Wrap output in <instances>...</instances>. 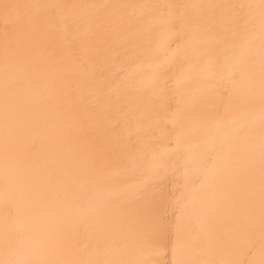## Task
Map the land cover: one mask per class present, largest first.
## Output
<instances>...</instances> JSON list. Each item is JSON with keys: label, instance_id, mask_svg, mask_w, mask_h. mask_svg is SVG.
<instances>
[{"label": "bare ground", "instance_id": "obj_1", "mask_svg": "<svg viewBox=\"0 0 264 264\" xmlns=\"http://www.w3.org/2000/svg\"><path fill=\"white\" fill-rule=\"evenodd\" d=\"M0 264H264V0H0Z\"/></svg>", "mask_w": 264, "mask_h": 264}]
</instances>
